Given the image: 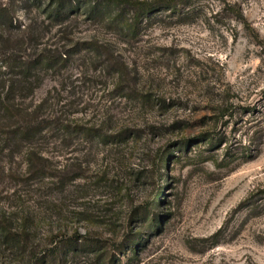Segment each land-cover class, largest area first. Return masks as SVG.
Instances as JSON below:
<instances>
[{
	"label": "rangeland",
	"instance_id": "rangeland-1",
	"mask_svg": "<svg viewBox=\"0 0 264 264\" xmlns=\"http://www.w3.org/2000/svg\"><path fill=\"white\" fill-rule=\"evenodd\" d=\"M41 1L0 0L69 58L20 100L41 137L0 153V264L75 233L134 237L114 264H264V0H74L62 22Z\"/></svg>",
	"mask_w": 264,
	"mask_h": 264
},
{
	"label": "trees",
	"instance_id": "trees-1",
	"mask_svg": "<svg viewBox=\"0 0 264 264\" xmlns=\"http://www.w3.org/2000/svg\"><path fill=\"white\" fill-rule=\"evenodd\" d=\"M73 2L75 1L48 0L49 4L47 3L48 6L44 10L46 19L62 22L65 16L78 9L76 2L74 4ZM170 6L162 2L138 6V13L128 25L129 30L133 32L140 19H149L158 10L168 9ZM41 34L44 35L34 22L29 24L16 22L11 11L0 4V153L9 151L11 148L18 149L29 142L34 143L41 137L44 129L41 114L38 111L41 105H36L34 108L26 107L20 100L30 97L39 87L42 82L41 72L58 71L69 61L65 53L58 50L54 54L50 52L53 50L43 48L35 53L38 47L36 42ZM128 137L127 131L121 130L113 136L111 142L121 143ZM26 163L29 173L33 171L36 175H40L44 169L35 162L38 165L30 171L29 167L33 163L31 156ZM79 176L75 175L72 179ZM148 207V204H144L141 208L142 216L147 218L148 228L156 230L154 212H151L152 216L148 218L147 215L150 212ZM135 245V238L131 235H126L117 241L75 233L71 238L64 240L58 248H52L45 257L36 260L35 264H63L62 259L68 254L76 255L77 253L92 254L97 261L101 260V264H114L116 254L123 253L127 248L133 249Z\"/></svg>",
	"mask_w": 264,
	"mask_h": 264
}]
</instances>
